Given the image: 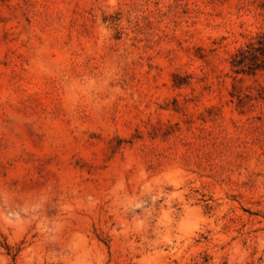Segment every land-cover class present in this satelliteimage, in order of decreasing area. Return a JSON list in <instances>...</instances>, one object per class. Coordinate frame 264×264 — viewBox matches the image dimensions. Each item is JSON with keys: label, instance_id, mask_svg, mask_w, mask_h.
Instances as JSON below:
<instances>
[{"label": "rangeland", "instance_id": "obj_1", "mask_svg": "<svg viewBox=\"0 0 264 264\" xmlns=\"http://www.w3.org/2000/svg\"><path fill=\"white\" fill-rule=\"evenodd\" d=\"M264 0H0V264H264Z\"/></svg>", "mask_w": 264, "mask_h": 264}, {"label": "trees", "instance_id": "obj_2", "mask_svg": "<svg viewBox=\"0 0 264 264\" xmlns=\"http://www.w3.org/2000/svg\"><path fill=\"white\" fill-rule=\"evenodd\" d=\"M264 11V2L260 5ZM234 73H254L264 69V32L257 33L250 41L239 47L231 56Z\"/></svg>", "mask_w": 264, "mask_h": 264}]
</instances>
